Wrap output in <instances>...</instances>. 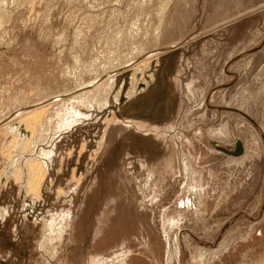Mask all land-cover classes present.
<instances>
[{"label":"rangeland","instance_id":"374dc122","mask_svg":"<svg viewBox=\"0 0 264 264\" xmlns=\"http://www.w3.org/2000/svg\"><path fill=\"white\" fill-rule=\"evenodd\" d=\"M0 4V264H264V0Z\"/></svg>","mask_w":264,"mask_h":264},{"label":"bare ground","instance_id":"6f19581e","mask_svg":"<svg viewBox=\"0 0 264 264\" xmlns=\"http://www.w3.org/2000/svg\"><path fill=\"white\" fill-rule=\"evenodd\" d=\"M1 5V4H0ZM166 13V12H165ZM106 100V99H105ZM41 115H38V114H36L35 116L33 115V119L35 118V120H32L33 122H31L30 124H31V130H32V133H34V130L36 129L35 127H34V122L37 120V119H39L38 117H40ZM41 119V118H40ZM29 121V120H28ZM30 124H28V127H29V125ZM27 128V127H26ZM17 135V134H16ZM36 136V135H35ZM18 137V136H17ZM30 139V138H29ZM32 139V138H31ZM29 141V140H28ZM27 141V142H28ZM26 142V143H27ZM32 142V141H31ZM12 144V143H11ZM13 144H15V143H13ZM29 144V146H31L30 145V143H28ZM17 144H15V146H16ZM27 145V144H26ZM25 145V146H26ZM18 146V145H17ZM20 146V145H19ZM19 148V147H18ZM30 152H31V150H30ZM15 153V152H14ZM22 153V152H21ZM15 157V156H14ZM17 157V156H16ZM15 160V159H14ZM19 161V160H18ZM42 162V161H41ZM41 162H38V161H36V160H33V161H29V162H27L29 165H28V167H30V169H31V171H32V176H31V178H32V180L30 181V188L32 189V190H34V191H36V192H39L40 191V188H41V184H42V182H43V179H44V177H45V167H44V165H43V163H41ZM25 164V163H24ZM21 165V164H20ZM16 176H18L17 174H16ZM15 177V176H14ZM16 178H18V177H16ZM24 178V177H23ZM22 179V178H21ZM26 183V182H25ZM28 184V183H27ZM30 192V191H29ZM175 223V222H174ZM48 228L49 229H47V230H49V232H53V231H58V232H60V233H62L63 231H65V229L63 228V227H61L60 229H56L55 228V226L52 224V223H49V226H48ZM44 244V243H43ZM45 245V244H44ZM46 246V245H45ZM45 249H46V247H44Z\"/></svg>","mask_w":264,"mask_h":264}]
</instances>
